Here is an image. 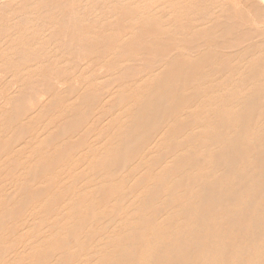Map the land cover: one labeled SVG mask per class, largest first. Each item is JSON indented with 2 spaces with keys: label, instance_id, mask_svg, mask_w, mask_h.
I'll use <instances>...</instances> for the list:
<instances>
[{
  "label": "rangeland",
  "instance_id": "1",
  "mask_svg": "<svg viewBox=\"0 0 264 264\" xmlns=\"http://www.w3.org/2000/svg\"><path fill=\"white\" fill-rule=\"evenodd\" d=\"M0 169V264H132L155 236L172 264L243 238L264 213V6L0 0Z\"/></svg>",
  "mask_w": 264,
  "mask_h": 264
},
{
  "label": "bare ground",
  "instance_id": "2",
  "mask_svg": "<svg viewBox=\"0 0 264 264\" xmlns=\"http://www.w3.org/2000/svg\"><path fill=\"white\" fill-rule=\"evenodd\" d=\"M240 2V1H238ZM261 6H264V0H258ZM167 4V3H166ZM242 7V6H241ZM166 8V7H165ZM243 9V8H242ZM180 10V9H179ZM213 10V9H212ZM249 10V8H248ZM248 12V11H247ZM171 14V13H170ZM209 14V13H208ZM219 14V13H218ZM205 15V13H204ZM144 18V17H143ZM147 19V18H146ZM195 20V19H194ZM199 20V19H198ZM196 21V20H195ZM133 22V21H132ZM195 24V23H194ZM262 25V24H261ZM198 26V25H197ZM257 26V25H256ZM260 27V26H259ZM8 47V46H7ZM67 47V46H66ZM181 50V49H180ZM2 54V53H1ZM45 60V59H44ZM130 63V62H129ZM244 63V62H243ZM233 64V63H232ZM157 72V71H156ZM42 78V77H41ZM145 78V77H144ZM154 78V77H153ZM152 79V78H151ZM68 84V83H67ZM213 84V83H212ZM64 85V84H63ZM127 85V84H126ZM256 85V84H255ZM65 86V85H64ZM173 86V82L169 83V87ZM250 86V85H249ZM61 87V86H60ZM135 87V86H134ZM58 88V87H57ZM68 88V87H67ZM119 88V87H118ZM247 88V87H246ZM60 89V88H59ZM66 89V88H65ZM69 89V88H68ZM115 89V88H114ZM122 90V89H121ZM227 90V89H226ZM201 91V90H200ZM116 93V92H115ZM114 93V94H115ZM220 93V92H219ZM218 93V94H219ZM20 94V93H19ZM74 94V93H73ZM53 95V94H52ZM16 96V95H15ZM56 96V95H55ZM10 97V96H9ZM39 97V96H38ZM87 97V96H86ZM57 98V97H56ZM78 98V97H77ZM169 98V96H168ZM168 98L167 100H164L160 105L162 110L166 112H162L161 115L167 114V116H175L177 115L176 113H180L184 107V102L182 104L177 105L176 107L172 108L171 110L168 109ZM204 98V97H203ZM2 99V98H1ZM10 99V98H9ZM26 99V98H25ZM55 99V98H54ZM59 99V97H58ZM106 99V98H105ZM72 100V99H71ZM70 100V101H71ZM11 101V100H9ZM60 101V99H59ZM85 102V101H84ZM89 102V101H88ZM111 102V101H110ZM86 103V102H85ZM61 104V103H60ZM23 105V104H22ZM57 105V104H56ZM68 105V104H66ZM74 105V104H73ZM72 105V106H73ZM99 105V104H96ZM102 105V104H101ZM88 106V105H87ZM48 107V106H47ZM98 107V106H97ZM101 107V106H99ZM212 107V106H211ZM46 108V107H45ZM102 108V107H101ZM194 108V107H193ZM93 109V108H92ZM60 110V109H59ZM66 110V109H65ZM72 110V109H71ZM44 111V110H43ZM47 111V110H46ZM69 111V110H68ZM87 111V110H86ZM103 111V110H101ZM48 112V111H47ZM124 112V111H123ZM168 112V113H167ZM68 113V112H67ZM117 113V112H116ZM42 114V113H41ZM39 114V115H41ZM47 114V113H46ZM105 115V113H104ZM108 115V114H107ZM4 116V115H3ZM54 116V114H53ZM78 116V114H77ZM118 116V115H117ZM159 116V117H160ZM183 117V116H182ZM164 118V117H163ZM162 118V119H163ZM182 119V118H181ZM110 120V119H107ZM104 122V121H103ZM109 122V121H108ZM166 122V120H165ZM90 123V122H89ZM160 123L163 124L161 121ZM29 124V123H28ZM52 124V123H50ZM49 124V125H50ZM157 124H159L157 122ZM94 125V124H92ZM45 126V124H44ZM47 126V125H46ZM60 126V125H58ZM38 127V126H37ZM86 128V127H85ZM90 129V127H89ZM43 130V129H42ZM84 130V129H83ZM196 130V129H195ZM82 131V130H81ZM12 132V131H11ZM96 132V131H95ZM105 132V130H104ZM80 133V132H79ZM10 134V133H9ZM52 135V133H51ZM254 135V134H253ZM76 137V136H75ZM93 137H95L93 135ZM9 138V137H8ZM32 138V137H31ZM12 139V138H11ZM74 139V138H73ZM31 140V139H30ZM27 140V141H30ZM99 140V139H97ZM106 140V139H105ZM161 141V140H160ZM30 143V142H29ZM43 143V142H42ZM65 143V142H64ZM28 144V142H27ZM62 145V144H61ZM102 146V145H101ZM89 147V146H88ZM18 148V147H17ZM21 149V148H20ZM23 149V147H22ZM33 149V148H32ZM36 149V148H35ZM34 149V150H35ZM44 149V148H43ZM148 149V148H147ZM44 151V150H43ZM146 151V149L144 150ZM184 151V150H183ZM57 152V151H56ZM130 152H132L130 150ZM145 153V152H144ZM159 153V152H158ZM179 153V151H178ZM245 152L242 154V157L245 156ZM79 155V154H78ZM77 155V158H78ZM4 156V155H3ZM10 157V156H9ZM93 158V157H92ZM148 158V157H147ZM79 159V158H78ZM99 159V158H98ZM80 161V160H79ZM12 163V162H11ZM86 164V163H85ZM147 165V164H146ZM90 166V164H89ZM67 167V166H66ZM71 168V167H70ZM60 169V168H59ZM72 169V168H71ZM128 169V167H127ZM160 169V168H159ZM236 168H233L235 170ZM1 170V169H0ZM30 170V169H29ZM158 170V169H157ZM69 171V170H68ZM133 171V170H132ZM20 174V173H18ZM260 179L262 180V183H264V172L259 173ZM19 177V176H18ZM123 178V177H122ZM135 178V177H134ZM156 178V177H155ZM176 178V177H175ZM174 178V179H175ZM56 179V178H55ZM64 180V179H63ZM119 180V178L117 179ZM125 180V179H124ZM66 181V180H65ZM21 182V181H20ZM71 184V183H70ZM85 184V183H84ZM130 184V183H129ZM5 185V184H4ZM17 185V184H16ZM131 185V184H130ZM146 185V184H145ZM13 186V185H11ZM20 186V185H19ZM41 186V185H40ZM144 186V185H142ZM7 187V186H6ZM97 187V186H96ZM154 187V186H153ZM172 187V185H171ZM13 188V187H12ZM95 188V187H93ZM127 188V187H126ZM15 189V188H14ZM248 190L247 186H241L237 189V191L234 193V200L235 195L238 196L242 192H246ZM63 192V191H61ZM262 193H264V186ZM53 194V193H52ZM89 195V194H88ZM8 197V196H7ZM22 197V196H21ZM1 198V197H0ZM23 198V197H22ZM48 198V197H47ZM134 198V196H133ZM165 199V198H164ZM20 200V199H18ZM91 201V200H90ZM138 203V202H137ZM87 204V203H86ZM264 205V198L261 202H256L252 201L251 207L252 208H257L259 205ZM126 205V204H125ZM158 205V204H156ZM7 208L9 206H6ZM12 208V206H11ZM15 208V207H14ZM12 208V209H14ZM72 209V208H71ZM11 210V209H10ZM75 210V209H74ZM54 211V210H53ZM61 211V210H60ZM71 211V210H70ZM162 213V211H160ZM130 214V213H128ZM34 215V213H33ZM83 215V214H82ZM263 216L260 218H256L255 216H250L247 215L248 217V227L245 228L242 233L244 234L243 238L240 237L236 238L230 242H226L225 238H220L219 240L215 241V239H211L208 241H194V247L191 248L190 246L187 245H180V250L182 253L186 255H191V257H187V259L183 260H178L176 259L174 263L172 264H264V213H262ZM3 216V215H2ZM160 217V216H159ZM1 218V217H0ZM57 218V217H56ZM112 218V217H111ZM219 218V217H218ZM262 218V219H261ZM54 220V219H53ZM75 220V219H74ZM44 221V220H43ZM135 221V220H134ZM181 221V220H180ZM179 221V222H180ZM21 222V221H20ZM26 222V221H25ZM157 222V221H156ZM24 223V222H23ZM37 223V222H36ZM116 223V222H115ZM74 226V224H72ZM115 225V224H114ZM113 225V226H114ZM240 225V224H238ZM9 226V225H7ZM35 227V226H34ZM99 227V226H98ZM109 228V226H108ZM116 228V227H115ZM249 228V229H248ZM12 230V229H11ZM34 230V229H33ZM109 230V229H108ZM46 231V230H45ZM240 232V229H239ZM248 232V233H246ZM44 233V232H43ZM48 233V232H47ZM113 233V232H112ZM172 233V232H171ZM14 234V233H13ZM12 234V235H13ZM60 234V233H59ZM1 235V234H0ZM7 235V234H5ZM11 235V236H12ZM22 235V234H21ZM15 236V235H14ZM55 237V236H54ZM13 238V237H12ZM175 238V237H174ZM196 240L199 239V236L195 237ZM105 239V238H104ZM43 240V239H42ZM158 237L155 236L152 240V242L148 245V248L146 250H140L139 255H136L135 258L131 260L132 264H157V252L159 250V245H158ZM6 241V240H5ZM45 241V240H44ZM85 241V240H84ZM16 242V241H15ZM47 242V241H46ZM20 243V242H19ZM72 243V242H71ZM192 244V245H193ZM24 245V244H23ZM42 245V244H41ZM70 245V244H68ZM100 245V244H98ZM46 246V245H43ZM84 246V245H83ZM102 246V245H101ZM26 247V246H25ZM100 247V246H99ZM44 249V248H43ZM89 249V248H88ZM30 250V249H29ZM76 251V250H75ZM96 252V251H95ZM108 252V251H107ZM5 253V252H4ZM102 253V252H101ZM21 254V253H20ZM90 254V253H89ZM101 255V254H100ZM107 255V254H106ZM7 257V256H6ZM91 257V256H89ZM172 255L169 257L171 259ZM16 260V258H15ZM14 261V260H13ZM58 261V260H57ZM94 262V261H93ZM92 262V263H93ZM11 263V262H10ZM14 263V262H13ZM57 263V262H56ZM59 263V262H58ZM170 264V263H168Z\"/></svg>",
  "mask_w": 264,
  "mask_h": 264
}]
</instances>
